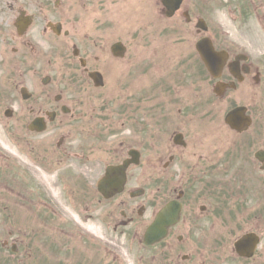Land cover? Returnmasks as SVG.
<instances>
[{
    "label": "flooded vegetation",
    "instance_id": "flooded-vegetation-1",
    "mask_svg": "<svg viewBox=\"0 0 264 264\" xmlns=\"http://www.w3.org/2000/svg\"><path fill=\"white\" fill-rule=\"evenodd\" d=\"M194 1L200 6L195 15L208 22L207 33L216 50H225L228 55L220 81L235 82L229 89L232 91L238 90L240 85H245L247 90L252 86L260 87L264 63L254 61L255 58L246 54L239 43L223 40L221 32L205 15L206 5L201 4V0ZM211 1L216 0L205 2L214 5ZM226 1L232 24L235 22L247 28H234L236 31L247 34L254 25L264 29V0ZM182 10L175 15H181ZM165 17L162 0H0V67L4 77L6 71L12 73L17 70L18 81L22 82L18 85L19 90L27 89L19 102L26 126L39 119L45 125L43 134H46L47 144L57 140V146L62 148L68 141L65 147L68 154L74 156L81 167L87 163L91 166L84 169L89 185L91 170L95 172L96 186L107 167L121 165L129 158L136 159V163L126 168L130 180L126 189L131 184L137 186L131 182L134 176L139 182L144 177L150 214L155 213V207L165 206L171 201H179L182 205L180 222L169 229L167 239L162 242L169 248L164 249L161 263L181 264L180 259H193L194 264H203L207 259L206 254L201 253V241L212 252L215 245L206 242L205 239L211 238L206 235V230L201 229V222L208 221L209 229L213 230L218 222L215 215L220 212L213 199L216 196L222 201L225 199V196L216 194L218 188L223 192L218 185V177L233 175L234 167L237 168V176L243 178L249 170L264 172V163L257 157L259 151H264L260 146L264 142V127L257 123L249 105L246 107L252 123L241 134L234 132L225 122H217L215 86L218 80L211 76L197 54L186 64L180 60L176 71L171 74L156 81L149 79L138 100L137 85H134L137 63L128 65L126 57L133 43L131 39L137 37L130 29L142 35L154 31L156 25L161 37L165 38L169 27ZM163 20L165 23L162 24ZM195 34L199 39L206 36L198 28ZM147 39L152 40L148 33ZM117 46L122 53L115 48ZM44 52L49 54L47 65L62 62L61 74L56 75L49 67L45 70L49 73L39 77ZM245 55L247 61L241 57ZM184 76L190 81L180 79ZM60 78L67 85L62 84ZM122 78L130 81L129 93L117 91L112 86V79L116 86ZM37 79H40L42 87H39ZM86 91L88 95L97 97L98 121L114 129L110 140L112 147L107 148L106 138L101 132L87 139L72 137L71 130L84 119L80 113L86 106L82 99ZM87 108L96 110L89 105ZM58 130L63 132L60 136ZM229 136H232L228 145V150L232 151L230 154L218 156L215 144L210 146V152L205 149L210 140L220 142ZM234 136L241 140L240 144L234 143ZM74 139L79 140L78 144L69 142ZM235 145L242 147L241 153L233 152ZM156 184L160 185L157 188L160 196L153 192ZM222 186L227 191V185ZM202 194L205 201L209 200L208 204L201 203ZM119 204L125 206L124 217L130 221L129 224H134L135 218L128 217V213H135V203L127 204L122 199ZM180 251L186 252L180 254ZM197 253L201 259H195Z\"/></svg>",
    "mask_w": 264,
    "mask_h": 264
},
{
    "label": "rangeland",
    "instance_id": "rangeland-1",
    "mask_svg": "<svg viewBox=\"0 0 264 264\" xmlns=\"http://www.w3.org/2000/svg\"><path fill=\"white\" fill-rule=\"evenodd\" d=\"M200 2L202 4V1ZM203 4L206 5L205 15L207 18L227 32V35L223 36V40L239 43L240 48L254 56V61L264 63V29L262 27L254 25L247 34L244 31H236L234 28L240 30H246L247 28L235 22L232 24L231 20L227 19L225 3L216 7L205 1ZM189 6L192 8L193 3H190ZM197 10H199V7L194 6V11L197 12ZM176 17L171 19L168 31L165 32V38H162L161 32L157 31L158 27L154 31L147 32L149 37L152 36L151 41H148L147 33L140 35L135 29H130L137 37L131 39L133 43L129 47L130 53L127 52L126 57L128 58V65L137 63L134 85H137L138 100L141 98L142 88L147 85L149 79H154L155 81L161 79L176 71L177 63L180 60L186 64L196 56L194 45L198 36L191 32V30H194V22L192 25H187L184 23L182 16ZM163 23H165V20H163ZM191 45L192 48H190ZM48 55L47 52H44L40 64L39 77L49 73V71H45L49 67L54 69L56 75L62 72L61 61H56L52 66L47 65ZM186 71L182 70L181 72ZM53 77H55L54 73ZM18 79L17 70L12 73L6 71V77H4L0 67V92L4 91L11 95L14 101H18L16 105L13 104L15 116L12 118L5 116V109H3L11 104L10 100H6L4 103L0 101V264H35L34 259L37 261V253L40 255L38 264H141L143 261L146 264L147 256L151 254L160 256L163 252L162 245L152 251H148L140 242L144 227L150 221L146 217L140 219L138 223L140 229L138 230H136V227H130V225L118 227L115 230V220L121 217V208L117 207V202L106 200L103 204L95 201L92 203L93 199H86L85 202L80 201L78 202L80 205L72 202V196L67 193V190L70 192L71 188L80 194L82 187L89 188L84 184L81 186L80 183L73 182L70 184L69 181L65 182L63 178L66 177L71 180L74 179V176L82 175L84 177L83 180L87 181L88 175L73 171L72 169L76 170V165L81 167L79 162L72 161L66 152H62L61 156L57 155L54 149H60L56 147L55 142L51 143L53 147L50 146L49 154H47V151L44 154L50 159H60L59 162L62 164L58 179L62 181V183L58 181L60 200L54 198L52 191L45 183L31 177L28 171L21 166H17L14 162H9V152L4 149L2 142L9 143L19 152L21 150L14 144L13 140L21 144L23 139L29 138L30 142L36 143L37 137L44 138L33 134H28L27 136L22 131H19L22 127L21 122L25 118L20 114L21 109L18 106L20 102L18 85L22 83ZM180 79H185L187 82L190 81L187 76ZM37 80L39 87H42L40 79ZM59 81L67 85L62 78ZM194 84L196 85V82ZM112 86L117 91L130 92L129 79L122 78L119 83L116 82V86L114 79H112ZM32 88L34 87L32 86ZM91 92L93 91L91 90ZM184 95L187 96L186 91H184ZM224 96V98L216 100L217 119L219 120L217 122H224V115L232 106L245 104L250 106L257 123L264 127V78L260 87L254 88L252 86L247 90L245 85H240L238 90H228ZM82 99L86 106H92L96 110L94 112L92 108L85 109L86 106L84 107L80 113L84 115V119L81 124L76 125L71 130L72 137L78 136L87 139L101 132L102 136L106 138L107 148L112 147L113 144L110 140L114 136V129L113 127L104 126L102 122L98 121L100 109L97 107V97L94 98L93 95H88L86 91L82 95ZM92 113H94V116H92ZM23 131L26 132V130ZM58 131V136H60L63 132ZM104 132L105 134L103 135ZM237 137L234 136L233 141L240 144L241 140L237 139ZM231 140L232 136H229L226 140L221 139L220 142L212 139L205 149L208 148L210 152V146L215 144L216 154L220 156L219 154L223 153L226 156L232 152L231 149L228 150ZM78 142V139L73 140L74 145L78 144ZM260 146L264 147V142ZM37 148L39 147L37 146ZM241 149L242 147L235 145L233 152L238 151V153H241ZM108 152L109 150L107 149L106 153L108 154ZM36 155H41L40 150L36 152ZM26 158L32 161L28 154H26ZM86 166L87 169L91 168L89 163ZM86 166H82L81 169L84 170ZM94 173L93 170L89 172V175H91L89 176V183L93 186L90 185L91 188H94L96 177ZM218 180V185L221 186V189L223 188V192H220V188H218L216 194L225 196V199L222 201L219 196L213 199L214 205L216 204L218 211H220L219 214L215 215L218 217V222L213 230L209 229L210 223L208 221L204 220L201 222V229L206 230V235L211 238L210 240L205 239L206 242L210 243V245H215V249L212 252L209 251L206 243L201 241V250L203 251L201 253H205L207 259L203 264H264V172L249 170L245 172V178H243L237 176V168L234 167L233 175L218 177ZM65 183L67 188L64 185ZM259 183L263 184L260 185ZM20 184H24L25 188L23 187L18 191ZM222 184L227 185V191H225ZM245 185L247 186L245 187ZM158 186L160 185L156 184L154 187V193ZM93 193L98 195L94 191ZM29 197L34 200L33 213L37 211L48 215L50 218L38 220L37 215L30 216L27 210L29 205L22 203V201L27 202ZM83 197L85 196L81 194L78 200ZM203 197L204 195L202 194L201 203H207L209 200L205 201ZM96 200L99 199L97 198ZM60 203L69 208L70 215L68 217L60 215L57 206ZM139 203H145V200H137L136 204ZM21 209H25L24 214L20 212ZM24 220L31 223L34 222V227H39L36 230L37 233L32 231L33 224ZM40 221L55 222V228L48 227L39 233L43 228V223L40 225ZM250 230H259L258 232L261 233L262 243L259 252L257 256L249 260L238 258L232 251L234 250V241ZM35 237H37L38 241L33 247ZM212 237L214 238L212 239ZM21 239L24 240V246H22L18 255L12 256L10 251L13 244L17 245V242ZM5 241H8V245L3 248ZM67 247L69 249H67L66 253H59ZM30 253H32L31 257L26 256ZM59 254H61L62 258H57L56 261L59 260L58 262L53 259L56 263L49 258V256L56 257ZM194 257L195 259H201L200 253L195 254ZM22 258L25 262L21 263L19 260L22 261ZM180 263L183 264L181 260ZM187 264H194L193 259Z\"/></svg>",
    "mask_w": 264,
    "mask_h": 264
},
{
    "label": "water",
    "instance_id": "water-1",
    "mask_svg": "<svg viewBox=\"0 0 264 264\" xmlns=\"http://www.w3.org/2000/svg\"><path fill=\"white\" fill-rule=\"evenodd\" d=\"M181 0H165V3L167 4V7L169 10H172L174 8V3H179ZM198 50L200 51V54L205 61L206 65L208 66L209 70L212 74L215 76L220 75L222 67L225 62L224 57L219 58V54L215 53L213 51V47L211 46V43L207 42L206 40L202 43H198ZM215 57V58H213ZM213 58V59H212ZM227 122L230 123V125L236 129H242V127L245 125L246 121L243 119V108L239 107L235 109L234 111L230 112L227 116ZM116 167V172L118 171ZM114 169V168H113ZM124 177H116L113 175L112 171L111 173H108L106 177V184H111L112 182L117 181L119 185H123L124 183ZM105 184V185H106ZM103 188H109L108 186H105ZM120 188H116L115 191H118ZM180 208L181 205L177 202H172L168 207H166L156 218L155 222L147 229L145 234V241L147 243H153L156 241L161 240L167 233V228L175 223L180 216ZM258 243V239L253 235H245L243 236L237 243V249L240 253H244L246 255H252L255 251V247Z\"/></svg>",
    "mask_w": 264,
    "mask_h": 264
},
{
    "label": "bare ground",
    "instance_id": "bare-ground-1",
    "mask_svg": "<svg viewBox=\"0 0 264 264\" xmlns=\"http://www.w3.org/2000/svg\"><path fill=\"white\" fill-rule=\"evenodd\" d=\"M2 144H3L4 149L9 152V155H10L9 160L10 161L22 166L30 174H32L37 180L45 183L50 188V190L52 191L54 198L55 199L59 198L60 193L58 194V189H59V182L58 181L51 179L49 177H47V178L42 177L34 169H32L31 166L24 159L20 158L17 155L16 150L14 149V147L12 145H10L9 143L6 144L3 142H2ZM47 168L50 170L53 168H59V166H57L56 164H53L51 166H47ZM58 209H59L60 214L62 216L68 217L70 215V211L67 208H65L64 206L61 205L60 207H58Z\"/></svg>",
    "mask_w": 264,
    "mask_h": 264
}]
</instances>
